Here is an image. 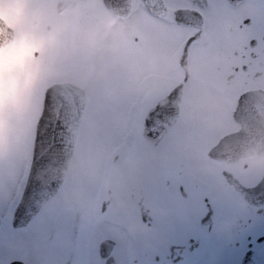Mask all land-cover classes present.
<instances>
[{
  "label": "flooded vegetation",
  "instance_id": "1",
  "mask_svg": "<svg viewBox=\"0 0 264 264\" xmlns=\"http://www.w3.org/2000/svg\"><path fill=\"white\" fill-rule=\"evenodd\" d=\"M161 1L160 15L143 0L134 3V12L142 8L155 24L146 23L145 64L158 62L161 72L144 75V89L130 110L140 118H130V125L142 130L148 153L171 152L169 158L162 151L161 175L169 208L154 206L148 166L132 182L128 177L130 188L122 187L120 174L121 187L113 184L108 192L138 208L139 222L114 223V234L97 242L98 256L106 264L100 244L112 238L118 264H264V121L243 124L235 114L246 92H255L257 98L247 102L264 111V0ZM107 11L108 30L134 14ZM180 11L188 22L178 20ZM132 36L136 43L142 40L138 31ZM204 94L209 103L198 98ZM160 106L165 109L154 116ZM168 121L157 134L158 124ZM247 125L258 147L231 155L242 145L222 139ZM110 194L102 196L109 204Z\"/></svg>",
  "mask_w": 264,
  "mask_h": 264
},
{
  "label": "rangeland",
  "instance_id": "2",
  "mask_svg": "<svg viewBox=\"0 0 264 264\" xmlns=\"http://www.w3.org/2000/svg\"><path fill=\"white\" fill-rule=\"evenodd\" d=\"M0 14L17 32L0 52V264L15 258L103 264L96 248L100 238L113 235L116 222H139L138 208L113 200L116 193L108 192L113 184L121 187L120 174L122 187L130 188L128 177L132 182L148 166L154 206L169 208L161 175L162 151L169 158L171 152L148 153L142 131L130 125V118H140L130 110L144 89V75L161 72L158 62L146 66L143 52L146 23L155 24L137 8L130 19L108 30L112 17L99 0H0ZM133 31L141 33L140 43L132 41ZM62 80L78 82L87 91L75 155L59 193L27 228L15 229L13 213L31 164L44 91ZM206 95L198 97L201 102L209 103ZM103 187L106 197L111 195L105 212L100 209ZM119 257L123 263L122 252Z\"/></svg>",
  "mask_w": 264,
  "mask_h": 264
},
{
  "label": "water",
  "instance_id": "3",
  "mask_svg": "<svg viewBox=\"0 0 264 264\" xmlns=\"http://www.w3.org/2000/svg\"><path fill=\"white\" fill-rule=\"evenodd\" d=\"M107 5L119 14L129 15L133 0H105ZM160 1V0H159ZM15 38V32L8 23L0 17V51ZM179 93L182 84L176 89ZM255 93H245L240 97L236 116H240V110H245V100L255 98ZM86 105L85 90L71 82L55 83L51 85L45 94L42 115L37 125L34 144V155L31 170L25 186L24 194L14 214L13 224L15 227L27 225L39 212L43 205L50 200L63 185L64 179L70 167L81 121ZM165 107H157L153 112L157 116ZM255 109V108H254ZM251 116H250V115ZM256 112L248 111L247 121L256 122ZM175 116V115H174ZM239 121L243 122L239 118ZM245 122V121H244ZM171 121L158 124L156 133H161L168 128ZM151 127V131L154 130ZM250 130L241 129L224 137V141L241 139ZM111 240L103 242L102 252L107 258V264H117L110 255ZM11 264H24L23 261L15 260Z\"/></svg>",
  "mask_w": 264,
  "mask_h": 264
}]
</instances>
